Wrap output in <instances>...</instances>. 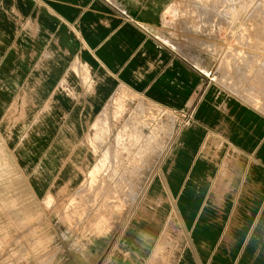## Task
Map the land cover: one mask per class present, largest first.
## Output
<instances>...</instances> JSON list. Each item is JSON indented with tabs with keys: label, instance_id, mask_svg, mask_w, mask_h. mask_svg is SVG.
<instances>
[{
	"label": "crops",
	"instance_id": "1",
	"mask_svg": "<svg viewBox=\"0 0 264 264\" xmlns=\"http://www.w3.org/2000/svg\"><path fill=\"white\" fill-rule=\"evenodd\" d=\"M168 9L184 0H0V192L58 229L45 264H264V112L157 39ZM121 95L175 131L125 137ZM83 190L140 197L67 226Z\"/></svg>",
	"mask_w": 264,
	"mask_h": 264
},
{
	"label": "rangeland",
	"instance_id": "2",
	"mask_svg": "<svg viewBox=\"0 0 264 264\" xmlns=\"http://www.w3.org/2000/svg\"><path fill=\"white\" fill-rule=\"evenodd\" d=\"M153 32L174 52L206 65L222 87L264 112V0H184V9H168ZM110 116L124 121L123 135L129 138L175 131L172 113L128 95L115 97ZM5 195L0 192V264H45L39 254L54 247L58 229L47 214L37 217L31 208L5 207L19 205L6 203ZM139 195L83 190L72 198L79 204L66 205L60 218L76 227V218L127 215Z\"/></svg>",
	"mask_w": 264,
	"mask_h": 264
},
{
	"label": "built area",
	"instance_id": "3",
	"mask_svg": "<svg viewBox=\"0 0 264 264\" xmlns=\"http://www.w3.org/2000/svg\"><path fill=\"white\" fill-rule=\"evenodd\" d=\"M190 121L187 120V123H189Z\"/></svg>",
	"mask_w": 264,
	"mask_h": 264
},
{
	"label": "clouds",
	"instance_id": "4",
	"mask_svg": "<svg viewBox=\"0 0 264 264\" xmlns=\"http://www.w3.org/2000/svg\"><path fill=\"white\" fill-rule=\"evenodd\" d=\"M179 18V17H178Z\"/></svg>",
	"mask_w": 264,
	"mask_h": 264
}]
</instances>
